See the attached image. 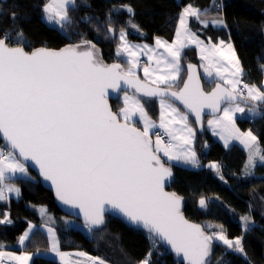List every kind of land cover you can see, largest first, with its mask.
Listing matches in <instances>:
<instances>
[{
  "label": "snow or ice",
  "instance_id": "1",
  "mask_svg": "<svg viewBox=\"0 0 264 264\" xmlns=\"http://www.w3.org/2000/svg\"><path fill=\"white\" fill-rule=\"evenodd\" d=\"M211 7L219 10L220 5L213 3ZM76 8V0H45L42 12L47 23L67 31L75 23L70 12ZM121 11L134 15L130 5L113 6L107 15V34L113 37L116 30L112 15ZM207 13V8L186 5L178 17L175 39L168 43L156 38V48L129 43L128 33L121 28L116 56L128 65L126 70L121 63H104L90 41L82 39L59 50L42 47L28 52L20 46L22 30L16 33V44L8 42L10 32L0 34V201L8 199L7 194L20 196V189L7 181L32 179L27 163L31 162L50 182L57 200L79 209L90 234L105 223L109 210L120 213L130 226L145 231L151 249L138 264H151L152 251L161 243L182 257L183 264H211L215 241L226 246V251L244 253L242 237L229 239L222 226L209 234L200 225L190 223L181 211L182 198L165 191L173 173L165 166L161 153L168 161L200 166L192 148L196 133L189 124V115L181 112L174 101L188 109L197 124L203 110L211 109L214 119L208 124L213 134L220 135L225 147L229 141L238 140L247 149L245 168L255 167L257 157L264 163L257 136L236 127L237 113L248 119L264 117L258 107L264 105V90L243 82L244 70L231 43L220 40L217 44L211 38L206 43L190 29L191 18L204 27L226 26L222 18L201 19ZM10 18L15 21L16 13L12 12ZM80 22L100 30L98 17L85 15ZM128 23L140 31L131 19ZM193 45L204 62L201 67L205 76L213 77L215 73L217 83L211 92L203 90L193 64L187 66L183 87L174 90L181 78L183 50ZM141 54L149 60L143 68L144 81L135 72ZM261 70L264 72V65ZM122 85L145 99L125 91L123 107L114 112L109 106L110 90L116 93ZM152 98L159 101L158 125L145 107ZM249 101L251 106H242V102L246 105ZM137 123L143 128L136 127ZM157 128L162 132L155 131ZM208 167L219 174L218 164L210 163ZM198 203L201 209L207 208L205 198ZM39 211L42 217L47 215L45 208ZM241 220L247 230L250 217L244 215ZM4 223H11L7 213L0 220ZM34 227L29 224L19 237L20 245L30 239ZM41 227L48 234L49 251L60 258L61 264H85L66 260L69 254L60 251L56 230L47 222ZM75 255L85 257L87 264H106L84 252ZM32 259L33 254L17 256L0 251V264L6 260L29 264Z\"/></svg>",
  "mask_w": 264,
  "mask_h": 264
},
{
  "label": "trees",
  "instance_id": "2",
  "mask_svg": "<svg viewBox=\"0 0 264 264\" xmlns=\"http://www.w3.org/2000/svg\"><path fill=\"white\" fill-rule=\"evenodd\" d=\"M44 2L45 0H0V10L3 13L0 14V34L10 32L8 42L16 44V33L22 30L21 46L27 50L38 46L60 48L78 44L83 39L96 45L103 62L117 61L126 69L128 65L116 56L120 29L126 30L127 39L132 42L152 43L157 37L171 41L182 8L191 3L200 9H208L207 15H202L201 19L222 18L226 26L214 27L209 24L204 27L191 18L190 29L205 41L211 38L212 42H231L244 70L243 77L249 83L261 88L263 86L264 72L261 65H264V0H76L77 8L70 12L75 23L67 31H61L42 19ZM213 3L220 5L219 10L211 7ZM122 4L130 5L134 15L130 17L126 11L113 13L116 32L115 37H111L107 34V15L113 6L119 8ZM12 12L16 13L15 21L10 18ZM85 15L99 18V31L93 24L80 22ZM129 19L132 24L139 26V32L131 27ZM187 62L199 64L195 47L183 50L181 63L184 66ZM184 72L183 67L176 87L182 82ZM121 105L120 98L111 100L114 112H118ZM145 107L148 114L158 120L156 100L152 99ZM262 108L264 112V105ZM189 120L194 125L190 117ZM237 122L241 129H250L255 133L264 152V117L252 120L240 116ZM136 125L139 126L138 123ZM204 143L207 144L206 147L201 145ZM195 149L202 162L220 161L219 174L205 167L190 168L163 159L173 170L169 189L183 198L185 216L200 223L209 234L213 232L211 227L220 225L229 239L242 237L245 253L244 256L242 253L226 251V246L215 241L211 264H217L221 258L222 264H264V164L258 163L253 172H245L246 150L238 144L225 148L212 137L205 126L197 131ZM29 170L32 179L21 177L12 180L19 186L20 196L9 195L8 199L0 201V217L7 212L11 221L10 224H0V248L12 247L28 223L33 222L36 227L24 249L34 252L48 250V235L39 226L47 222L56 228L61 250H83L111 264H138L146 258L151 245L145 231L129 227L112 216H106L105 223L91 234L69 226L63 218L66 215L59 210L52 193ZM221 175L223 180L220 179ZM201 198L208 202L205 209L198 206ZM40 206L46 207L49 215L42 217ZM244 215L250 217L247 230L241 220ZM150 261L151 264H183L161 245L152 251ZM31 264L60 263L44 254H35Z\"/></svg>",
  "mask_w": 264,
  "mask_h": 264
},
{
  "label": "water",
  "instance_id": "3",
  "mask_svg": "<svg viewBox=\"0 0 264 264\" xmlns=\"http://www.w3.org/2000/svg\"><path fill=\"white\" fill-rule=\"evenodd\" d=\"M110 36H111V35H110ZM111 37H113V36H111ZM69 45H70V44L65 45V46H62V47H60V48H52V47H47V46H38V47L33 48V49H31V50H27V49H25V50L28 51V52H31V51H33V50H35V49L42 48V47H44V48H48V49H51V50H59V49H62V48H64V47H66V46H69ZM20 46H21V45H20ZM104 63H106V62H104ZM112 63H120V62L115 61V62H110V63H106V64H112ZM188 64H193V65L196 66V74H197L198 76H200V83H201V86H202L203 90H204L206 93H207V92H211V91L216 87V83H217V81H216V82H215V83H214L209 89H206V88L204 87V84H203V80H202V76H201V72H200L199 64H198V63H195V62H188V63H186V65H185L186 74H185V76H184V78H183L181 84H180L177 88H174V90H179V88H182V87H183V82H184V80H186L187 77H188V70H187V66H188ZM136 75H137V77H138L141 81H144V77H141L139 74H136ZM123 91H128V92L133 91V92H135L134 89L127 88L126 86H123V85H122L121 90H119V91L116 92V93H113V92H111V90H110L109 106H110L111 108H112V106H111V100L114 99V98H119V96L121 95V93H122ZM136 94L140 96V94H138V93H136ZM152 99H156V100H157V98H152ZM174 104L178 105L181 109H183V110H184V111H185V112H186V113H187V114L193 119L194 124H195V128H196L197 131H201V130H202V128H203V121H204V118H205L206 116H213V115H214V114L212 113L211 109L205 108V109L203 110V113H202V116H201V121H200L199 124H197L196 121H195V116H194L193 114L189 113V110L186 109V108H184V106H183L179 101H174ZM242 104H243V102H242ZM243 105H245V104H243ZM246 106H251V102L249 101L248 104H246ZM258 107H259V106H258ZM260 107H261V105H260ZM112 110H113V109H112ZM136 127L140 128V127L137 126V125H136ZM161 158H162V157H161ZM162 161H163V158H162ZM163 162H164V161H163ZM27 163H28V167H29V169H31V170L36 174V176L38 177V179L41 181L42 186H43L45 189H47L48 191H50V192L52 193L53 198H54V200H55V202H56V204H57L59 210H60L64 215H66V216H68V217H72V218H74V219H77V220L81 221V222L84 224L83 216H82V215H79V209H78V208H72V207H70L69 205H65V204L61 203L59 200H57V198H56V196H55V193H54V191H53V189H52V187H51L50 182H49V181H45V180L43 179V177L40 176L38 168H36L31 162H27ZM164 163H165V162H164ZM165 166H166V167H170L167 163H165ZM171 170H172V169H171ZM172 173H173V170H172ZM172 180H173V175H172V177L169 178V180L166 182V184H165V191H167V192H173L172 190L169 189ZM177 195H178V194H177ZM179 196H180V195H179ZM180 197H181V196H180ZM181 198H182V197H181ZM198 201H199V200H198ZM198 206H199V203H198ZM183 208H184V201H183V198H182V200H181V211H182V213H183ZM199 208H200V206H199ZM200 209H201V208H200ZM183 215L185 216L184 213H183ZM106 216H112V217L118 218V219H120L122 222H124L126 225H128L129 227H132V226L129 225V223L126 221V219H125L120 213H118V212H116V211H114V210H109V211L105 214V220H106ZM185 218H186L190 223L198 224V225H200L201 227H203L200 223H197V222H195V221L189 219L187 216H185ZM133 228H135V227H133ZM135 229H139V228H135ZM139 230H141V229H139ZM160 245L166 250L167 253H172V254L175 255L179 260H181L182 263H183V259H182V257H178L174 252H172L170 246H167V245H165V244H163V243H161ZM213 250H214V245H213ZM212 255H213V252H212ZM211 260H212V256H211Z\"/></svg>",
  "mask_w": 264,
  "mask_h": 264
},
{
  "label": "crops",
  "instance_id": "4",
  "mask_svg": "<svg viewBox=\"0 0 264 264\" xmlns=\"http://www.w3.org/2000/svg\"><path fill=\"white\" fill-rule=\"evenodd\" d=\"M182 10H183V8H182ZM181 10V11H182ZM210 21V20H209ZM177 24H178V21H177ZM177 24H176V27H177ZM175 31H176V28H175ZM118 36H119V34H118ZM157 38H160V37H157ZM160 39H162V40H164V41H166L165 39H163V38H160ZM175 39V32H174V36H173V38H172V40L171 41H167L168 43H172V41ZM201 39V38H200ZM155 40H156V38L154 39V41L152 42V43H148V42H131V41H129V43H132V44H136V45H140V46H143V45H148L150 48H156V45H155ZM201 40H203V39H201ZM205 41V40H204ZM219 41L220 40H218V42H217V44L219 43ZM206 43H207V41H205ZM225 42V44H227V43H231V42H229V41H224ZM213 43H216V42H213ZM232 44V43H231ZM190 47H195L194 45L193 46H190ZM195 49H196V47H195ZM164 50L163 49H157V52H163ZM196 52H197V55H198V57H199V53H198V50L196 49ZM140 59H145V61H146V63H144V64H142V65H138V69L139 70H142V72H143V74H144V71H143V68L145 67V66H147L148 64H149V60H148V56L147 55H143V54H141V56H140ZM199 59H200V57H199ZM188 63V62H187ZM204 62L200 59V62H199V68H200V72H201V74L202 73H204V68L202 69V67H201V65L203 64ZM182 64V63H181ZM186 65V64H185ZM185 65L183 66L182 65V72H181V75H182V73H183V67H184V69H185ZM185 74H186V70H185V72H184V76H185ZM201 76H203V75H201ZM184 78V77H183ZM211 81L210 82H208V83H206L204 80V78L202 77V80H203V84H204V87L206 88V89H209L217 80H216V78H215V73H214V75H213V77H211ZM242 79H244L243 77H242ZM183 80V79H182ZM215 80V81H214ZM214 81V82H213ZM213 82V83H212ZM176 84H177V82L175 83V85H174V88H177L176 87ZM181 84V83H180ZM263 87H264V81H263ZM156 102H157V105H158V111H159V118H158V120L160 119V109H159V101H158V99L156 100ZM175 106L177 107V108H179L180 109V111L181 112H184V113H186L183 109H181L178 105H176L175 104ZM187 114V113H186ZM239 113H237L236 114V116L238 115ZM240 116H243L242 114H240L239 116H237V117H240ZM190 117V116H189ZM208 116H206L205 118H204V121H203V126H205V128H207L208 130H209V132H210V134L212 135V137L214 138V139H216L217 141H219V143L220 144H222L224 147H225V144H224V141L220 138V135H214L213 134V128L212 127H210L209 126V124L207 123L206 125H205V120H206V118H207ZM191 118V117H190ZM192 119V118H191ZM211 119H214V115L211 117V118H208L207 120L209 121V120H211ZM238 119V118H237ZM237 119H236V122H237ZM193 120V119H192ZM238 123V122H237ZM236 123V124H237ZM189 124H190V126L193 128V130L195 131V133L197 134V130H196V128H195V124L193 125L192 124V122L189 120ZM159 128H157L155 131H157ZM250 129H245V130H243V129H240V131L241 132H247V131H249ZM219 131V129H217V132ZM232 141H235V142H233L232 143ZM230 143H232V144H238L239 146H241L242 148H244V146L242 145V144H240V142L238 141V140H231V141H229V145H230ZM231 144V145H232ZM195 145H196V136H195V139H194V141H193V144H192V147H193V149L196 151V149H195ZM201 145H203L204 147H206L205 145H207L206 143H204V144H201ZM229 147V146H228ZM228 147H225V148H228ZM245 149V148H244ZM246 150V149H245ZM248 151L246 150V153H247ZM196 153H197V155H198V158H199V163H200V166L198 167V168H200V167H202V166H204L207 170H209V171H213V172H215V173H217L216 171H214L213 169H211V168H209L208 167V165L210 164V163H216V164H218L219 166H221V163H220V161L219 160H209V161H206V162H202L201 161V159H200V157H199V153L196 151ZM247 160H248V155H247V159H246V163H247ZM167 161V160H166ZM169 162V161H168ZM258 163H261L260 161H256V164H255V166L258 164ZM262 164H264V163H262ZM245 172H247L246 170H245ZM248 173H250V172H248ZM16 186V185H15ZM16 187H18V186H16ZM19 188V187H18ZM10 195H14V196H16L14 193H12V194H10ZM17 197V196H16ZM5 213H7V212H5ZM4 213V214H5ZM8 217V216H7ZM2 219H4V215L2 216V217H0V220H2ZM219 226V227H218ZM36 227V226H35ZM215 228H218L219 230H220V228H221V226L220 225H215ZM34 230V228L32 229V231ZM31 234V233H30ZM47 234V233H46ZM48 235V234H47ZM18 241V240H17ZM16 241V242H17ZM4 249H9V250H11V251H9V252H11V253H14L15 255H17V256H19V255H21V253H19V254H16L15 252L16 251H20L21 249L20 248H17V245H16V243L15 244H13L12 245V247H3V248H0V250H4ZM48 250H46V251H39V252H47ZM60 251L61 252H64L65 253V251H74V253H78V252H84V253H86L87 254V256H91V257H98V256H95V255H92V254H90V253H87V252H85V251H83V250H61L60 249ZM100 258V257H99ZM76 260H80V261H83V262H85V264H87V262H86V258L85 257H76L75 258V260L74 261H76ZM106 262V264H111V263H109V262H107V261H105Z\"/></svg>",
  "mask_w": 264,
  "mask_h": 264
},
{
  "label": "rangeland",
  "instance_id": "5",
  "mask_svg": "<svg viewBox=\"0 0 264 264\" xmlns=\"http://www.w3.org/2000/svg\"><path fill=\"white\" fill-rule=\"evenodd\" d=\"M42 19L47 23V21L44 19V13L42 14ZM47 24H49V23H47ZM49 25H51V24H49ZM52 26H55V25H52ZM55 27H57V26H55ZM132 42V41H131ZM218 42V41H217ZM216 42V43H217ZM127 69V68H126ZM125 69V70H126ZM202 69H203V67H202ZM135 72H136V74H139L141 77H144V74H143V72H142V70H139L138 68H136L135 69ZM201 75H203L202 77L205 79L204 81L206 82V83H208V82H210L212 79H211V77H206L205 76V74L204 73H202ZM244 78V77H243ZM245 79V78H244ZM249 85H252V83H249ZM262 90H264V87L262 86V88H261ZM124 92L125 91H123L122 93H121V95L119 96V98H120V100L122 101V105L120 106V108L121 107H123V95H124ZM128 92V91H127ZM130 95H132V94H135V95H137L135 92H133V91H130V92H128ZM137 97L138 98H141L142 100L144 99L143 97H141V96H139V95H137ZM156 100V99H155ZM242 106H245V107H249V106H246V105H243L242 104ZM262 107H263V105H262ZM262 107H260V105H259V109H260V111L262 112L263 111V108ZM119 108V109H120ZM119 109H118V111H119ZM147 111V110H146ZM149 115V114H148ZM240 115V113L237 115V116H239ZM212 116H208L207 118H206V120H205V125L208 123V118H211ZM149 118L153 121V122H155L157 125L159 124V122H160V119L159 120H156L154 117H152L151 115H149ZM138 119H139V117L137 116V117H134V120L135 121H138ZM253 120V119H252ZM237 123V122H236ZM138 125H139V127L142 129L143 128V125L141 124V123H138ZM236 127L237 128H239V129H241L240 127H239V125H238V123L236 124ZM253 132V131H252ZM253 134L255 135V133L253 132ZM153 141H155V136H153ZM233 142H235V141H232V143ZM232 143H230V145H229V147L231 146V144ZM258 146H259V144H258ZM193 148V147H192ZM259 148H260V146H259ZM261 149V148H260ZM247 150V149H246ZM262 151V150H261ZM196 152V151H195ZM161 155V157L164 159V160H167V158L166 157H164L163 156V154L161 153L160 154ZM196 155H197V153H196ZM247 155H249V153L247 152ZM197 158H198V155H197ZM198 160H199V158H198ZM168 161V160H167ZM256 161H259V158L257 157L256 158ZM169 162H173V163H180V164H182L183 166H186V167H190V168H198V167H192L191 165H185V164H183L182 162H177V161H169ZM202 167H204V166H202ZM244 170H246L247 172H253V170H254V167H250V168H245L244 167ZM29 175L32 177V173L30 172V170H29ZM8 183H13V184H15L16 186H18L16 183H14L12 180L11 181H7ZM19 187V186H18ZM8 196L10 195V194H7ZM40 208H45L46 209V207H44V206H40ZM47 215H49L48 213H47ZM63 218L67 221V224L69 225V226H71V227H74V228H77V229H81V230H83V231H85V232H88V229L87 228H85L84 227V224L81 222V221H79V220H77V219H74V218H72V217H68V216H63ZM29 224H32V225H34V226H36L33 222H29L28 223V225H27V227L25 228V230L20 234V236L25 232V231H27L28 230V227H29ZM43 224H45V223H43ZM43 224H41V225H43ZM50 226H52L53 228H54V226L53 225H51L50 223H48ZM41 225H39L40 227H41ZM219 227V226H218ZM35 228V227H34ZM42 228V227H41ZM45 232H46V230L44 229V228H42ZM55 230H56V228H54ZM210 229H212V231H219V229L218 228H215V226H214V228L213 227H211ZM47 233V232H46ZM19 236V237H20ZM57 236V235H56ZM58 239V238H57ZM234 240V239H233ZM25 243H26V241H25ZM16 245H17V248H20L21 250L20 251H16L15 253L16 254H19V253H21V254H23V253H29V254H33V256L35 255V254H44L45 256H48V257H50V258H53V259H55V260H57L60 264H61V262H60V258L55 254V253H53V252H51V251H49V248H48V251L47 252H34V251H30V250H26V249H24V246H25V244L24 245H20L19 244V238H18V241L16 242ZM0 251H4V252H9V251H11V250H9V249H4V250H0ZM65 251V250H64ZM65 253H68L69 255L66 257V260H68L69 262H74V260H75V258L77 257L75 254L76 253H74V251H65ZM244 256H245V253H242ZM29 264H31V261L29 262Z\"/></svg>",
  "mask_w": 264,
  "mask_h": 264
},
{
  "label": "built area",
  "instance_id": "6",
  "mask_svg": "<svg viewBox=\"0 0 264 264\" xmlns=\"http://www.w3.org/2000/svg\"><path fill=\"white\" fill-rule=\"evenodd\" d=\"M144 63H146L145 59H140V63H139V65H142V64H144ZM243 82L249 84V82H248L246 79H243ZM157 131L162 132L161 129H158ZM165 139H167V138L165 137ZM4 264H15V262L7 261V260H6V261L4 262Z\"/></svg>",
  "mask_w": 264,
  "mask_h": 264
}]
</instances>
